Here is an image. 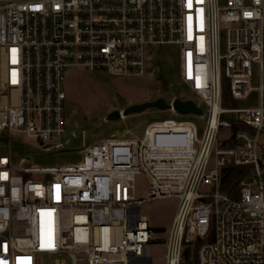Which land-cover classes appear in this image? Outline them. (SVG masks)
<instances>
[{
    "label": "built area",
    "instance_id": "built-area-1",
    "mask_svg": "<svg viewBox=\"0 0 264 264\" xmlns=\"http://www.w3.org/2000/svg\"><path fill=\"white\" fill-rule=\"evenodd\" d=\"M161 45L177 47L201 133L167 117L139 137L82 143L74 162L15 163L13 145L33 147L24 137L50 150L87 136L57 140L68 67L142 75ZM253 89L259 104L223 105ZM263 133L264 0H0V264H156L148 244L158 241L163 264H264ZM231 166L241 177L223 189ZM140 172L149 185L137 196ZM169 195L177 208L156 237L141 203Z\"/></svg>",
    "mask_w": 264,
    "mask_h": 264
},
{
    "label": "rangeland",
    "instance_id": "rangeland-1",
    "mask_svg": "<svg viewBox=\"0 0 264 264\" xmlns=\"http://www.w3.org/2000/svg\"><path fill=\"white\" fill-rule=\"evenodd\" d=\"M147 68L148 72L142 75H116L83 66L68 67L62 82V88L66 93L67 130L64 136L57 140L66 142L71 130L86 131L87 136L72 138L63 146L50 150H42L36 141L24 137L33 147L24 148L13 145L11 155L15 163H18L22 157L24 159L20 164L24 166L74 162L82 158V143L88 144L102 137H139L148 122L167 117L192 120L201 133L205 124V115L180 114L170 108L149 107L141 112H132L117 119H105V116L112 110H123L129 104L155 99L159 96H163L166 100L175 97L199 99L179 78L176 46H156L155 52L147 62ZM251 83L257 86L258 78H253ZM259 102L260 92L258 89H253L247 97L225 99L223 105L227 107L250 106L257 105ZM200 104L205 108L202 101ZM260 139L264 147V133ZM0 153H8V147L2 141H0ZM29 176L41 179L50 178L48 174H29ZM133 183L136 195L141 196L149 185L148 175L145 172L137 173ZM204 190L210 191L208 187ZM178 201L179 198L175 195L147 197L142 201L141 212L145 215L149 227L155 231L156 237H166ZM148 252L154 255V263H164V242L149 243ZM45 264H49L48 261H45Z\"/></svg>",
    "mask_w": 264,
    "mask_h": 264
},
{
    "label": "water",
    "instance_id": "water-1",
    "mask_svg": "<svg viewBox=\"0 0 264 264\" xmlns=\"http://www.w3.org/2000/svg\"><path fill=\"white\" fill-rule=\"evenodd\" d=\"M171 106H173V108L180 114H203V109L192 98L175 97L172 100V104H170L163 96H159L155 99L129 104L123 110H112L105 116V119H117L132 112H141L149 107L165 109L170 108Z\"/></svg>",
    "mask_w": 264,
    "mask_h": 264
},
{
    "label": "trees",
    "instance_id": "trees-1",
    "mask_svg": "<svg viewBox=\"0 0 264 264\" xmlns=\"http://www.w3.org/2000/svg\"><path fill=\"white\" fill-rule=\"evenodd\" d=\"M161 76V75H160ZM225 99H231L229 95H225ZM230 172L227 176V179L224 181L222 188L228 189L229 186L233 185L238 181V179L241 177V170L240 167L237 166H231Z\"/></svg>",
    "mask_w": 264,
    "mask_h": 264
},
{
    "label": "snow or ice",
    "instance_id": "snow-or-ice-1",
    "mask_svg": "<svg viewBox=\"0 0 264 264\" xmlns=\"http://www.w3.org/2000/svg\"><path fill=\"white\" fill-rule=\"evenodd\" d=\"M189 19H191V17H189Z\"/></svg>",
    "mask_w": 264,
    "mask_h": 264
}]
</instances>
